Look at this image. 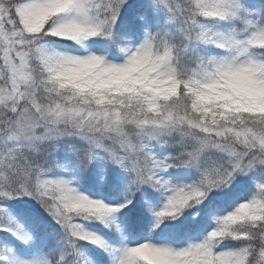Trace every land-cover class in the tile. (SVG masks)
I'll return each mask as SVG.
<instances>
[{"label":"snow or ice","instance_id":"1","mask_svg":"<svg viewBox=\"0 0 264 264\" xmlns=\"http://www.w3.org/2000/svg\"><path fill=\"white\" fill-rule=\"evenodd\" d=\"M0 264H264V0H0Z\"/></svg>","mask_w":264,"mask_h":264}]
</instances>
